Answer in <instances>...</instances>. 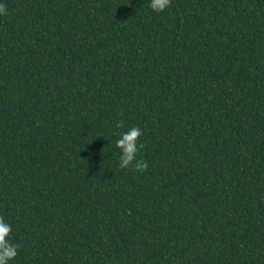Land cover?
Masks as SVG:
<instances>
[{
    "label": "trees",
    "instance_id": "trees-1",
    "mask_svg": "<svg viewBox=\"0 0 264 264\" xmlns=\"http://www.w3.org/2000/svg\"><path fill=\"white\" fill-rule=\"evenodd\" d=\"M0 4L9 264H264V0Z\"/></svg>",
    "mask_w": 264,
    "mask_h": 264
},
{
    "label": "clouds",
    "instance_id": "clouds-1",
    "mask_svg": "<svg viewBox=\"0 0 264 264\" xmlns=\"http://www.w3.org/2000/svg\"><path fill=\"white\" fill-rule=\"evenodd\" d=\"M171 3V0H150L149 7L154 12L164 11ZM7 9L4 4H0V15H6ZM123 126L122 121H117L115 127ZM142 130L138 126H132L127 131L121 132L115 141L116 146L121 150L118 167L121 169L132 167L136 171L147 170L148 163L143 159H137V153L145 145L138 143ZM11 226L3 216H0V264H9L17 255L18 244L10 241Z\"/></svg>",
    "mask_w": 264,
    "mask_h": 264
}]
</instances>
